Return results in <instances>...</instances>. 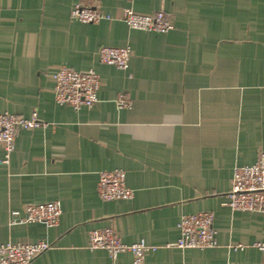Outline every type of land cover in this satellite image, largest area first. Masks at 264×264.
Here are the masks:
<instances>
[{
  "label": "crops",
  "instance_id": "crops-1",
  "mask_svg": "<svg viewBox=\"0 0 264 264\" xmlns=\"http://www.w3.org/2000/svg\"><path fill=\"white\" fill-rule=\"evenodd\" d=\"M77 5L110 17L83 22ZM127 6L163 10L173 27L134 28ZM103 45L131 47L128 68L101 62ZM61 66L98 72L94 105L56 100ZM0 112L43 122L19 130L9 162L0 147V244H52L30 264H113L88 246L103 227L155 247L146 264H262L264 211L227 202L234 168L264 151V0H0ZM115 168L132 197L99 195L100 171ZM52 200L56 225L12 223L11 210ZM199 211L214 213L216 245H174L181 217Z\"/></svg>",
  "mask_w": 264,
  "mask_h": 264
},
{
  "label": "built area",
  "instance_id": "built-area-1",
  "mask_svg": "<svg viewBox=\"0 0 264 264\" xmlns=\"http://www.w3.org/2000/svg\"><path fill=\"white\" fill-rule=\"evenodd\" d=\"M72 16L87 23H95L104 17L99 6L77 5ZM125 21L134 28L144 30L168 31L173 27L172 20L165 11L158 10L151 14L136 12L132 7L123 9ZM132 49L129 46H101V62L128 68ZM55 96L59 103L70 104L74 108L92 106L98 100L100 76L94 68L77 70L61 66L53 75ZM119 106H129L130 98L120 93L116 98ZM43 124L34 112L31 117H24L10 112H0V147L5 151L3 163L9 162L15 148V141L20 129L34 128ZM98 191L105 200L130 198L134 191L127 185L126 172L122 168L102 170L99 173ZM228 205L243 211H264V151L252 164L238 165L234 168L232 188L228 192ZM62 214L59 200L40 203H28L11 210L12 223L43 222L48 226L56 225ZM180 236L174 245L181 248H208L217 243L212 211H199L184 214L179 222ZM264 251V242L257 244ZM92 249L104 248L109 252L113 264H146L148 250L155 248L144 240L125 243L112 227L94 228L89 231V244ZM52 247L47 240L36 242L8 241L0 244V264H30L34 258ZM121 251H130L133 258L128 262L118 260ZM247 264V263H238Z\"/></svg>",
  "mask_w": 264,
  "mask_h": 264
},
{
  "label": "water",
  "instance_id": "water-1",
  "mask_svg": "<svg viewBox=\"0 0 264 264\" xmlns=\"http://www.w3.org/2000/svg\"><path fill=\"white\" fill-rule=\"evenodd\" d=\"M262 264H264V260H263Z\"/></svg>",
  "mask_w": 264,
  "mask_h": 264
}]
</instances>
